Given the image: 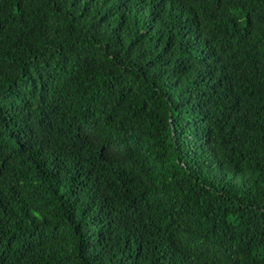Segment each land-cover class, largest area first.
<instances>
[{
	"label": "trees",
	"instance_id": "1",
	"mask_svg": "<svg viewBox=\"0 0 264 264\" xmlns=\"http://www.w3.org/2000/svg\"><path fill=\"white\" fill-rule=\"evenodd\" d=\"M0 264H264V0H0Z\"/></svg>",
	"mask_w": 264,
	"mask_h": 264
}]
</instances>
